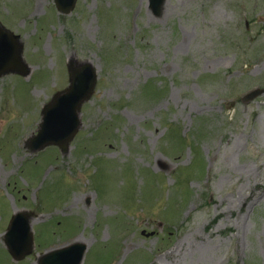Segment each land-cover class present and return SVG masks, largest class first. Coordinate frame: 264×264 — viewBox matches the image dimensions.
<instances>
[{"label":"rangeland","instance_id":"rangeland-1","mask_svg":"<svg viewBox=\"0 0 264 264\" xmlns=\"http://www.w3.org/2000/svg\"><path fill=\"white\" fill-rule=\"evenodd\" d=\"M0 0L30 74L0 78V264L86 245L81 264H264V0ZM91 63L69 151L31 152L42 108ZM34 213L32 254L4 235ZM144 232V234H142ZM171 253H173L171 255Z\"/></svg>","mask_w":264,"mask_h":264},{"label":"water","instance_id":"water-1","mask_svg":"<svg viewBox=\"0 0 264 264\" xmlns=\"http://www.w3.org/2000/svg\"><path fill=\"white\" fill-rule=\"evenodd\" d=\"M77 0H55V7L61 14H70ZM166 0H151L153 12L159 15ZM70 85L43 107L39 133L31 139L30 149L39 150L49 145H58L63 153L69 150L71 142L82 126L80 114L82 105L91 99L98 80V74L91 63L79 64L75 60L68 63ZM27 76L30 68L24 61L23 44L20 36L0 23V78L10 73ZM263 90L252 91L245 101H249ZM33 214L21 212L15 215L5 237L9 252L15 260L31 254L34 239L30 219ZM83 243H74L44 254L39 264H81L86 251Z\"/></svg>","mask_w":264,"mask_h":264},{"label":"bare ground","instance_id":"bare-ground-1","mask_svg":"<svg viewBox=\"0 0 264 264\" xmlns=\"http://www.w3.org/2000/svg\"><path fill=\"white\" fill-rule=\"evenodd\" d=\"M173 253H171V255H172Z\"/></svg>","mask_w":264,"mask_h":264}]
</instances>
